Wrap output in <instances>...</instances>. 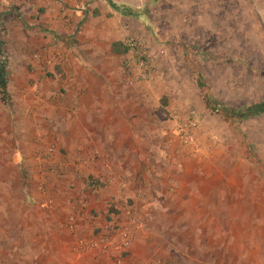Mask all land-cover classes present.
<instances>
[{
  "label": "rangeland",
  "instance_id": "rangeland-1",
  "mask_svg": "<svg viewBox=\"0 0 264 264\" xmlns=\"http://www.w3.org/2000/svg\"><path fill=\"white\" fill-rule=\"evenodd\" d=\"M208 1L118 0L119 23L100 17L111 0H0L9 73L0 90V264H116L99 250L75 254L68 225L90 241L132 223L126 264H264V113H255L264 106V21L246 0H220L236 6L223 10ZM114 42L129 52L95 55ZM102 66L116 81L110 95L135 112L117 121V140L104 110L101 119L70 103L84 98L70 80L85 84ZM193 118L184 146L173 128ZM107 163H124L123 177L111 179L118 170L107 173ZM104 194L107 217L89 207ZM39 210L59 213L53 226L35 222Z\"/></svg>",
  "mask_w": 264,
  "mask_h": 264
},
{
  "label": "crops",
  "instance_id": "crops-1",
  "mask_svg": "<svg viewBox=\"0 0 264 264\" xmlns=\"http://www.w3.org/2000/svg\"><path fill=\"white\" fill-rule=\"evenodd\" d=\"M216 1H218L216 3V5L218 7H220V9H222V10L223 9H227V8L228 9H233L234 7H236L235 3H232V1H229V2L223 1V3L220 2V0H216ZM111 2L114 5H116L119 10H121V8L119 6V2H121V1L118 2V0H111ZM209 2L210 1H208V0H203V3H202L200 8H202V9H203V7H205L204 9L208 8ZM242 6L243 5H241V8H243ZM250 6H251V8L255 9L258 12V16L260 18H262V20L264 21V6L262 4H260V3L259 4L258 3L255 4V3H252V2L250 4ZM99 7H101L100 8V10H101L100 11V14H101L100 17H102V18L106 17L107 18L108 16H112V17H114L116 19L117 22H119V23H123L124 22V21H122L121 19L118 18L119 14H120L118 12L119 10L116 11L111 6L110 3H109V6H106V7L105 6H103V7L99 6ZM182 7L185 8V5L183 4ZM245 10L247 11L246 7H245ZM217 14H220V13H217ZM106 36H108V35L106 34ZM113 36H117V35L113 33ZM121 36H123V35H121ZM111 37H112V35H111ZM114 43H117V42H114ZM114 43L111 44V47H110V49L108 51L107 50L104 51V50H101L99 48H94L93 50L95 51V55H99V56H103L104 55L105 57L106 56L108 57L109 55H111L109 57L110 59H112V55H115V56L120 55V54H117V53L113 52L112 45ZM79 64L81 65L80 60L75 58L73 69L75 70L78 67ZM94 67L95 68L94 69L92 68V70L96 71V68H98V67L97 66H94ZM104 68H105V66H102V68H101L103 76L99 77L98 75L95 74V75H93L91 81H89V82L87 81L85 84H83V82H81V81H76L77 79L70 80L69 86H71L73 88L78 87V88L84 90V98L82 97L79 101L75 100V102H73V100H70V103H72L73 105H75L74 103L78 104V102H79V104H83V108H84L86 113H95L97 110L98 111L100 110V113H101L100 114V118L101 119H104V113L106 112V114H107V118L106 119L116 121L115 123L117 124V125L112 124L111 125L112 127H110V128L106 127L107 130L109 131V132L107 131V135H112V137L113 136L116 137V140H117V139H119V136L122 135L123 132H124V130L121 129L118 126L117 121L118 122H119V120L123 121L127 117L130 118L131 116L135 115V112L134 113L130 112V114H132V115H130L129 112L126 111V109H125L126 107L123 106L121 102H120L121 105H118L121 97L118 98V95H113V96L110 95L109 86H111V84H116V81H110L111 77L109 76V74H107L105 72ZM113 87L116 88L117 86H113ZM142 100H143V102H146L147 99L143 98V99H141V101ZM130 102H133V101H128L129 104H131ZM103 110L105 111L104 113H103ZM91 115L93 116V114H91ZM135 137H138V133H137V136L135 135ZM109 139L110 138H108L107 140H109ZM137 141L133 140L132 141V145H135V143H136V145H138ZM110 143H112V142H110ZM134 148L135 147L132 146V147H128V149L126 148V150L127 151H131V150H134ZM16 156H18V155H16ZM16 156H15V158H16L15 162L17 163L18 162V157H16ZM123 160H124V158H123ZM122 164H123V167H124V165H125L124 163H107V164H105L106 167H107V169H106L107 173H111V171L114 170L115 167H116V170H118V172L115 171L114 174L110 175L111 179H113V177H120V176L123 177V174L120 172L121 169H122ZM134 164L137 165V166L139 165V163H133L132 165H134ZM112 173H113V171H112ZM39 177L40 176L38 175L35 178L38 179ZM132 178L133 179H122L121 181H122V183H129V185H130L131 180L135 181L136 176L132 175ZM71 183H73V182L71 181ZM74 184L75 183H73V185ZM64 185H65V183H64ZM37 194H36V197L38 198V200H41V198L43 197L42 203H44L46 199L44 198V196L41 195V191H40V195H39V192ZM108 196H109V194H104L105 199H101L99 201V199L95 198V197L89 199V196L87 195L86 196V201H88V199L91 201L89 203V207H90L91 212L92 211L98 212L97 209L100 208L101 213L99 214V216L104 211L105 212V217H107V213L109 211V209H108V201H107L108 200ZM78 200H80V202H82V197H79ZM102 202H104L105 204H103ZM109 213H110V211H109ZM58 214H57V216H58ZM57 216H52L50 213L46 214V213H44L43 210L42 211L39 210L37 212L36 221L35 222L37 224H42V227H44V228H50L51 226H53L54 218H56ZM101 217H102V215H101ZM72 220H74V218ZM100 221H101V224H103L102 220H100ZM89 262L91 264H99V262L97 263L94 260H90ZM54 263L55 262L53 261V264Z\"/></svg>",
  "mask_w": 264,
  "mask_h": 264
},
{
  "label": "built area",
  "instance_id": "built-area-1",
  "mask_svg": "<svg viewBox=\"0 0 264 264\" xmlns=\"http://www.w3.org/2000/svg\"><path fill=\"white\" fill-rule=\"evenodd\" d=\"M248 2H252L255 4H262L264 6V0H246ZM136 44H134L135 46ZM147 71L151 72V70L147 67ZM147 71L146 75H147ZM148 76V75H147ZM146 77V76H142ZM139 77L135 78V81H139ZM198 128V121L193 118L191 121L188 123H181L176 125L173 128V137L175 140H177L179 143H181L184 146L189 145L191 140L193 139V135ZM49 153H53V149L48 150ZM58 174V172H56ZM53 204V201L51 200H45L43 203V207H51ZM139 227L135 226V224H131L127 228H122L119 231L116 232V234L111 237V238H104V239H96V240H84L77 236V228L74 224H69L68 225V232L71 233L72 235H75L77 237V244L73 249V252L79 256L90 253V252H95L97 250L101 251L104 255L106 256H113L114 254L116 256V264H126L127 261L124 257L125 253L128 251L130 248L134 237H135V229H138ZM99 240V241H98Z\"/></svg>",
  "mask_w": 264,
  "mask_h": 264
},
{
  "label": "trees",
  "instance_id": "trees-1",
  "mask_svg": "<svg viewBox=\"0 0 264 264\" xmlns=\"http://www.w3.org/2000/svg\"><path fill=\"white\" fill-rule=\"evenodd\" d=\"M110 4L116 11L119 10L118 7L114 5L112 2H110ZM112 48L114 53L120 55H126L129 52V48L121 42L114 43L112 45ZM8 85H9L8 67L5 63V59L2 57V53L0 52V90L6 91L8 89ZM255 113L256 114L264 113V106L260 107L259 109H256Z\"/></svg>",
  "mask_w": 264,
  "mask_h": 264
}]
</instances>
